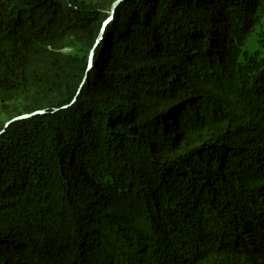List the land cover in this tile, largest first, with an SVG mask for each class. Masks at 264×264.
Listing matches in <instances>:
<instances>
[{"label":"trees","instance_id":"trees-1","mask_svg":"<svg viewBox=\"0 0 264 264\" xmlns=\"http://www.w3.org/2000/svg\"><path fill=\"white\" fill-rule=\"evenodd\" d=\"M115 2L0 0V264H264V0Z\"/></svg>","mask_w":264,"mask_h":264},{"label":"rangeland","instance_id":"rangeland-1","mask_svg":"<svg viewBox=\"0 0 264 264\" xmlns=\"http://www.w3.org/2000/svg\"><path fill=\"white\" fill-rule=\"evenodd\" d=\"M72 48H74L73 41L69 39L65 44V52H71ZM26 98L14 103L4 102L0 99V125L9 124L16 116L24 113L23 109L29 103L35 104L34 97L27 96Z\"/></svg>","mask_w":264,"mask_h":264},{"label":"water","instance_id":"water-1","mask_svg":"<svg viewBox=\"0 0 264 264\" xmlns=\"http://www.w3.org/2000/svg\"><path fill=\"white\" fill-rule=\"evenodd\" d=\"M125 0H116L115 4L113 5L112 7V14L111 16L109 17V19H107V21L105 22V26L113 20L114 18V15H115V9L117 6L121 5V3H123ZM36 115H23V116H19L16 118V120H19V119H25V118H33L35 117Z\"/></svg>","mask_w":264,"mask_h":264}]
</instances>
